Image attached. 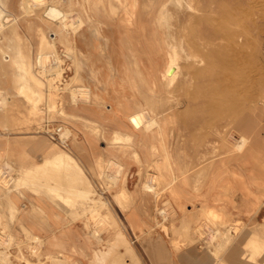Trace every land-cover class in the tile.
Returning a JSON list of instances; mask_svg holds the SVG:
<instances>
[{
    "label": "rangeland",
    "instance_id": "374dc122",
    "mask_svg": "<svg viewBox=\"0 0 264 264\" xmlns=\"http://www.w3.org/2000/svg\"><path fill=\"white\" fill-rule=\"evenodd\" d=\"M80 1L88 3L87 0ZM93 1L90 0L88 6ZM119 1L108 0L106 4L103 0L99 7L91 5L90 15L101 20L102 30L98 34L94 21L89 29L84 27L87 39L94 42L91 51L82 36H77L73 47L58 42L57 53L50 46L45 47L41 53L49 56V63L46 61L47 73H42L43 68L36 61L37 46L29 45L25 49L30 55V72L35 73L31 80H38L42 84L40 89L44 87L42 96L39 94L42 91L35 95L29 91L18 95L11 82L12 75L1 74L2 95L6 99L12 97L17 110L28 111V116L16 117L21 120L17 123V130L36 126L50 143L57 144V150L72 152V157L67 160L71 163L69 166L74 165L76 169L67 167V160L59 163L55 157L48 156L50 159H45V164L34 166L32 172L26 173V179L21 180L22 175H17L12 166L0 164V170L7 169L13 179L11 186L1 185L7 189L30 187L39 195L46 194V187L47 198L52 201L59 199L73 209L74 218L83 222L89 239L96 240V258L103 245L119 229L117 236L112 238L114 245L110 246L112 252L109 255L124 247L123 254L128 264H139L137 255L140 256L142 251L141 240H164L166 244L170 227L174 230L180 224L187 233L208 237L203 251L222 258L233 244L241 242L245 237L242 235L251 232V227L242 220H236L229 212L227 207L235 209L234 198L219 197L216 201L218 208H214L207 204L205 190L213 176L222 173L237 156H247L257 140L264 139V0H138L137 14L148 25L147 29L140 28L136 34L134 29H130L133 34L131 43L119 32L117 13L123 10ZM4 3L20 20L19 29L23 36L36 34L38 26L44 29L48 39L53 36L51 33L59 32V23L49 22L43 13L39 18L22 12L20 0H0V6ZM111 4L117 7L116 12ZM59 5L69 10L70 17L81 12L76 1H61ZM163 6L165 12L161 20L159 10ZM34 40H38L37 36ZM103 46V54L110 55V62H106L101 53L99 82L91 75V68L96 65L90 56L100 55ZM170 54L174 55L179 68L173 80L161 73ZM133 55L138 61H146L145 65L157 86L153 85V92L146 86H152L150 79L145 80V84L140 81ZM58 57L64 61L62 65ZM78 58L83 61L81 73L84 83L94 92L98 91L101 99L96 100L92 96L87 102L74 92L79 102H73L71 89L79 85V81L72 74ZM63 65L66 72L61 77L58 72ZM7 85L12 94L5 91ZM107 105L126 110L129 123L127 132H114L111 139L107 133L115 127L114 120L111 123V117L107 118L95 110H106ZM140 109L146 111V116L156 118L158 124L134 129L129 115ZM62 126L70 129L68 147L61 143L57 132ZM129 130L136 134L128 136ZM149 139L154 146L147 154L151 163H143L135 147L137 142L141 146L147 145ZM120 142L126 146L128 164H120L119 150L115 148ZM104 143L109 145L106 154L102 148ZM87 145L90 149L85 147ZM82 153L91 157V165L84 167L81 164L77 157ZM74 172H82L80 174L84 176ZM36 184L37 190L34 188ZM121 187L128 190L118 196L116 191ZM231 187L228 181L219 186L224 193ZM182 196L192 199L179 203ZM221 202L227 206L221 208ZM117 207L122 213L117 211ZM189 208L198 213L191 214L189 223L184 224L180 212L188 213ZM137 209L142 218V228L138 232L135 228ZM96 231L100 232L102 240L97 239ZM183 236L181 234L179 239L186 240ZM126 238L131 249L124 246ZM259 239L257 234L253 242L250 238L241 245L243 263L251 264L253 260L260 264L257 257L263 254L264 240ZM174 244L178 246L179 243ZM48 259L46 264H70L67 257L58 260L48 255ZM96 260L101 264L104 262ZM216 263L230 262L219 259ZM143 264H147L144 259Z\"/></svg>",
    "mask_w": 264,
    "mask_h": 264
},
{
    "label": "crops",
    "instance_id": "0c3cea01",
    "mask_svg": "<svg viewBox=\"0 0 264 264\" xmlns=\"http://www.w3.org/2000/svg\"><path fill=\"white\" fill-rule=\"evenodd\" d=\"M6 76L10 77L8 74ZM10 78L14 85L12 76ZM7 100L8 108L0 109V164L12 166L17 175H22L21 180H25L26 173L32 172L34 166L45 164L48 154L57 153V144L50 143L47 136L36 126L21 127L24 129L17 130L19 129L17 123L21 120H17L16 117H21L22 114L28 116L26 114L28 111L17 110L12 97L9 96ZM107 106L106 110H95L102 112L106 117H111L110 122L114 120L115 127L107 133V137L111 139L114 132H127L129 123L126 119L128 118L126 110L113 108L112 105ZM84 116L90 118L88 114ZM85 147L90 149L89 145ZM102 148L106 154L105 150L109 149V145L104 143ZM115 148L119 150L120 164H128L126 146L120 142ZM135 148L143 163H151V158L147 155L153 148L150 139L145 146L137 142ZM77 158L83 166L91 165V157L87 154L82 153ZM225 181L230 182L232 186L226 193L219 188ZM34 188L37 190L39 187L36 184ZM45 192L46 194L39 195L30 187L7 189L0 184V264H46V260H49L48 255L58 260L67 257L70 264L97 262L94 252L98 246L97 242L89 239L83 222L74 218L76 217L73 215L74 210L67 207L63 201L49 200L46 187ZM205 192L207 204L214 208H218L217 198L223 196L234 198L235 209L227 208L236 220H242L249 225L251 232L247 231L241 242L233 244L222 258H217L212 252L209 254L203 251L208 237L195 236L193 232L187 233L180 224L174 230L170 227L169 240L166 244L164 240H141L142 251L139 253L141 257L137 255L139 264H143V259L147 264H217L216 261L219 259L230 262L229 264H245L240 253L241 245L243 246L250 238L251 241L255 240L257 234L261 238L259 241L264 240V139H258L247 156L245 154L237 156L222 173L213 176ZM190 199L192 198L184 196L179 203ZM220 204L223 205L221 208L227 206L224 202ZM117 209L122 213L119 207ZM188 210L189 212L185 214L180 212L184 224L189 223L188 218L191 214L198 213L196 210L193 212L191 208ZM136 213L135 228L138 232L142 228V218L138 209ZM181 234L186 240L179 239ZM174 242H178V246H175ZM123 250L124 247H121L119 252L108 256L109 258L107 257L102 264H128ZM257 262L264 264V248L263 254L257 257ZM251 264H255L253 260Z\"/></svg>",
    "mask_w": 264,
    "mask_h": 264
},
{
    "label": "bare ground",
    "instance_id": "6f19581e",
    "mask_svg": "<svg viewBox=\"0 0 264 264\" xmlns=\"http://www.w3.org/2000/svg\"><path fill=\"white\" fill-rule=\"evenodd\" d=\"M61 1L62 2H74V1H76L77 4H79V9H80L81 12L79 14H77L76 17L74 15L72 17H70L69 16L70 15L69 14L70 13L69 10L63 9L59 5V3ZM87 1L89 3L90 0H87ZM102 1L103 0H94L91 5H94V7H99L100 4L102 3ZM107 1L108 0H106V4H107ZM170 1L171 0H169V2ZM119 2H121L123 4V10L119 11L117 13V17H118L117 18L118 19L117 24H118V27H119V32L122 34L121 36H123V38L126 37V39L129 40V42L131 43L133 34L130 32V29H134L135 30V34H136L140 30V28L147 29V25L148 24L143 23L145 21V19H143L144 21H141V18H139L140 16L137 14L138 13V2H139L138 0H120ZM119 2H117V3H119ZM86 3H87L86 1H85V4H84V2L82 3L80 0H20V8L22 9V12H24L27 16L41 18L40 14L43 13L44 14V18L46 17V19L49 20V22H53V23H56V24L59 23L60 29L58 28L59 26L57 27L59 32H56L55 35H54V33H51V34H53V36H50V39H48L46 37L44 29L41 26H38L36 34L32 33V34H29L27 36H23L21 34V32H20V29H19L20 28V20L17 18L15 13H13L10 9H8V6H6L5 3L2 6H0V75L1 74H4V75L10 74V75H12V78H13L12 80L15 82L14 87L18 91V95L19 94H23L24 92H28V91L30 92V94H31V92H33L34 95H35V93H39L44 88L43 87L42 89H40V86L42 84L40 85L39 84L40 82H38V80L36 81L34 78H33L34 80H31L32 79L31 77H34L33 74L35 75V73L32 74L30 72V66H29V63L31 61L30 60V55L26 54V52H25V49H27L29 45H31V46L36 45L37 46L38 52H37V56H36V61H38L37 64H40V66L43 68L42 73H47L46 71H48V70H45V66H46V63L48 62L47 61V57H49V56L48 55L47 56L46 55L43 56L42 53H41V49H43L45 47H49L50 46L52 49L55 50V52L57 51V48H56L57 46L56 45H57L58 42L59 43H63L64 45H66L68 47H73V44H76V42H77V36H82L84 38L85 45L91 51L92 46H94V42L91 39H87L88 38L87 37L88 34L85 32L84 27L87 26V28L89 29V25H92V23H93L92 21H94V25L96 26L95 30H97L99 32L98 34H100V32L102 31L100 29L101 20L97 19L96 17L93 18L90 15V10L89 9L91 8V5L88 6V3L87 4ZM52 8H56V9L60 10V12H57L55 9H52ZM92 8H93V6H92ZM111 8L115 12L117 11V10H115V9H117V7L115 5L111 4ZM105 10H107V9H105ZM164 12H165V8L163 6V8H160V10H159L160 19L163 17ZM71 13H73V12H71ZM95 16H96V14H95ZM102 17H104V16H102ZM161 20H163V19H161ZM41 22H42V20H41ZM50 28H51V26H50ZM91 28H90V30H91ZM127 31H128V33H127ZM95 34H97V33L95 32ZM34 36H37V38H38V40L36 42L34 40ZM104 39H105V37H104ZM77 48H79L78 43H77ZM99 48H101V47H99ZM103 49H104V46L102 47V49H100V55H98V56L95 55L93 58L90 56V59L91 60L93 59L92 61H94L95 65H96L94 68H91V75L93 77H95L99 82H101L99 74L101 73L100 64L102 62V56H104V58H106V62H108V63L110 62V55H108L107 53L103 54ZM101 50H102V52H101ZM79 52H80V54H83V52L81 50H79ZM101 53H102V56H101ZM169 56L170 57H169L168 61L166 62L163 70L161 71V73L163 74V76L167 77L169 80H173L177 76L179 68H178V65L176 63L174 55L170 54ZM50 57H51V55H50ZM70 57H72V56L70 55ZM133 57H134V55H133ZM58 59H60V58L58 57ZM60 60L62 62L61 63V65H62L64 63V61L62 59H60ZM134 61H135V65H136V68H137L136 72H137V75L139 76L140 81L144 82V84H145V80L150 79L152 86H149L148 84L146 86L148 88H150L151 91L153 92L154 87H157V86L155 85V83L153 81L151 72L149 71V67L147 66V64L145 65L146 61L145 60H144L145 62L138 61V59L136 60L135 57H134ZM82 63H83V61L78 58L77 64L75 65V68H74V73L72 74V77L74 75V78H76V80L79 81V85L77 84V85H75V87H72L73 89H71V90H73V91H71L72 92L71 96H72V100H73L74 103L79 100L77 95H76L77 93L79 95H81L84 98V100L87 101V102H90L91 98H93V97L95 99H98V100L102 98V95H100V93L98 91L94 92L89 85L84 83V77H83V75L81 73V71H82V68H81ZM108 65H110V64H108ZM170 70H173V72L171 74L169 73ZM65 72H66V67H64V65H63V66H61V71H59L58 74L61 75V77L62 76L64 77ZM70 79H71V75H70ZM34 83L37 84V85L36 86L35 85L32 86V84H34ZM106 83H107V80H106ZM46 85H47V83H46ZM153 85H154V87H153ZM59 88H60V86H59ZM4 89L7 92V94H10V93L12 94V92L10 90V87L8 85ZM48 91L50 92V90H48ZM74 92L75 93L77 92V93L75 94ZM2 93H4V90L0 87V109L8 108V101L2 95ZM42 93H43V91L41 93H39V94H41V96H42ZM2 104H4V105L6 104L7 106L4 107V105H2ZM22 115H20V116H22ZM156 120L157 119L154 118V117L146 116V111L144 109L134 110L129 115V122H130L131 126L134 129H136V130L147 128V127H153L155 124H158L157 123L158 120L157 121ZM19 126H20V124H19ZM58 128L59 129H58L57 132H59V134H60L61 143L64 144L65 146H67L66 142H68L67 138L70 135V129L68 127H66V126H62L61 128L60 127H58ZM133 134H136V132H131V130H129L128 136H132ZM54 145H56V143H54ZM153 149H154V146H153ZM71 153L72 152H69V151H59L58 150L57 153L54 152L53 154L51 153V154H48L47 156H53V157H55L54 160L58 161L59 163H64V160H67V159L69 160L72 157ZM165 156H167V155L165 154ZM49 159H50V157H49ZM166 159H168V158H166ZM68 160L65 161V163L68 162ZM51 161H52V159H51ZM69 163H70V161L68 162V165L66 164L67 167H70L69 165L71 163L70 164ZM72 167H70V168H72ZM74 170H76V169L74 168ZM7 171H8L7 169L3 170V171L0 170V184L11 186L10 185V181H11L12 178L9 176L10 172L8 171L9 172L8 173ZM78 171H79V169H78ZM5 172H7L8 174L4 175ZM80 173L83 174L82 172H79L78 174H80ZM78 174H76V175H78ZM81 176L83 177L84 175H81ZM14 182H16V181H14ZM60 184H61V182H60ZM21 185H22V183H21ZM122 187L119 188L116 191V193L117 192L119 193L118 196H120V193H123V192L128 190L127 187H124V189ZM86 196H87V194H86ZM91 200H93V199H91ZM99 219H100V217H99ZM97 231H99V230H97ZM118 231H119V229H117L114 232V234L112 235L110 241L106 245H103V248L100 249V251L98 252V256H97L98 260L101 261V260H105L108 256L111 257V255H109L112 252V248H110V246L113 247V245H114L112 238L117 236V232ZM96 234L99 236V237H97V239L98 240H102L100 232H97ZM242 236H244V235H242ZM227 237H225V238H227ZM229 237H231V236H229ZM124 242H125L124 246H126L128 249L132 248L128 238H126V240ZM254 242H256V241H254Z\"/></svg>",
    "mask_w": 264,
    "mask_h": 264
},
{
    "label": "water",
    "instance_id": "95a60500",
    "mask_svg": "<svg viewBox=\"0 0 264 264\" xmlns=\"http://www.w3.org/2000/svg\"><path fill=\"white\" fill-rule=\"evenodd\" d=\"M52 9H55L57 12H60V10L56 9V8H52ZM173 72V70H170V74Z\"/></svg>",
    "mask_w": 264,
    "mask_h": 264
},
{
    "label": "built area",
    "instance_id": "2783aa9c",
    "mask_svg": "<svg viewBox=\"0 0 264 264\" xmlns=\"http://www.w3.org/2000/svg\"><path fill=\"white\" fill-rule=\"evenodd\" d=\"M60 137V136H59ZM66 144H67V142H66Z\"/></svg>",
    "mask_w": 264,
    "mask_h": 264
}]
</instances>
